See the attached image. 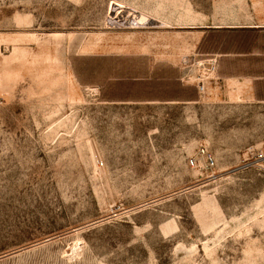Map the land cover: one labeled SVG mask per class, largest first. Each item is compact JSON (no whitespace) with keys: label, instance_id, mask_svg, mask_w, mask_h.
Instances as JSON below:
<instances>
[{"label":"rangeland","instance_id":"obj_1","mask_svg":"<svg viewBox=\"0 0 264 264\" xmlns=\"http://www.w3.org/2000/svg\"><path fill=\"white\" fill-rule=\"evenodd\" d=\"M258 22L264 0H0V264H264Z\"/></svg>","mask_w":264,"mask_h":264},{"label":"built area","instance_id":"obj_2","mask_svg":"<svg viewBox=\"0 0 264 264\" xmlns=\"http://www.w3.org/2000/svg\"><path fill=\"white\" fill-rule=\"evenodd\" d=\"M188 165L199 168L213 175L217 166L215 154L205 145H200L196 152L188 159Z\"/></svg>","mask_w":264,"mask_h":264},{"label":"bare ground","instance_id":"obj_3","mask_svg":"<svg viewBox=\"0 0 264 264\" xmlns=\"http://www.w3.org/2000/svg\"><path fill=\"white\" fill-rule=\"evenodd\" d=\"M149 18H146L143 14H139L138 13V16L135 17V23L138 24V23H146V21H148Z\"/></svg>","mask_w":264,"mask_h":264},{"label":"crops","instance_id":"obj_4","mask_svg":"<svg viewBox=\"0 0 264 264\" xmlns=\"http://www.w3.org/2000/svg\"><path fill=\"white\" fill-rule=\"evenodd\" d=\"M260 24H264V22H258ZM228 79H232V77H228ZM257 99H264V97H260L258 96ZM198 101L194 102V103H197Z\"/></svg>","mask_w":264,"mask_h":264}]
</instances>
